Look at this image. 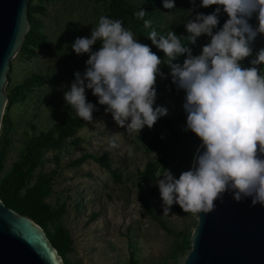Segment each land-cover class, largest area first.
Returning <instances> with one entry per match:
<instances>
[{
	"label": "rangeland",
	"instance_id": "374dc122",
	"mask_svg": "<svg viewBox=\"0 0 264 264\" xmlns=\"http://www.w3.org/2000/svg\"><path fill=\"white\" fill-rule=\"evenodd\" d=\"M126 2L154 9L165 35L169 30L186 29L187 20L200 13L208 15L213 6L218 7L213 5L202 12L198 6L201 0H174L171 10L163 7V0H155V4L147 0ZM26 16L29 26L33 24L25 34L30 39L10 60L4 86L2 117L7 119V129L2 133L0 123L1 202L21 215L16 207H21L39 185L47 186L48 193L41 202L30 205L21 216L39 226L48 240L52 238L49 242L63 264H181L187 250L180 248L183 243L190 247L196 216L175 204L169 215H163L157 179L163 169L171 170L177 178L188 170L200 141L195 136L187 156L165 159L156 140L184 127L185 93L176 89L167 76L168 67L161 65L167 78L157 77L154 107L163 106L168 113L151 129L144 127L138 135L127 131V126H117L111 114L105 113L106 106L98 105L92 123L82 121L69 135L59 137L55 127L64 115H75L64 93L74 73L84 72L88 59L87 54H75L71 45L76 38H90L101 16L117 19L111 0H29ZM227 19L221 11L219 29ZM120 21L142 43L144 37L126 20ZM249 23L255 27V17ZM209 42L207 36L199 37L191 45L192 54L199 55ZM100 47L97 41L92 50ZM261 48L264 36H257L253 56L242 61L243 66H250L249 61ZM85 94L97 103L91 90ZM41 135H50L57 145L39 150L31 170L10 184L4 183L21 162L27 142ZM113 138L116 148L109 144ZM129 146L132 155L128 154ZM46 212L57 216L48 218ZM60 237L66 246L63 254L54 244Z\"/></svg>",
	"mask_w": 264,
	"mask_h": 264
},
{
	"label": "clouds",
	"instance_id": "9594fccd",
	"mask_svg": "<svg viewBox=\"0 0 264 264\" xmlns=\"http://www.w3.org/2000/svg\"><path fill=\"white\" fill-rule=\"evenodd\" d=\"M213 5L218 7L211 14L200 13L187 20V36L151 31L148 39L166 60L140 43L122 21L107 16L99 18L90 38H76L71 45L75 54H87L88 59L84 72L74 73L64 100L87 123H92L97 110L87 101L86 90H91L117 126H127V131L137 135L144 127L151 129L168 113L163 106L154 107L157 77L167 78L161 65L168 67L167 76L176 89L185 93L184 130L193 133L200 144L188 170L177 178L163 169L162 178L157 179L163 215H169L174 204L184 213H211L225 193L236 203L250 200V206L264 208V48L255 53L250 66L242 64L253 56L257 36H264V0L200 3L203 8ZM174 6V0H163L165 9ZM221 11L228 19L214 32ZM136 15L143 19L146 13L139 10ZM253 17L255 27L249 23ZM151 23L145 20V28ZM202 35L210 42L199 55H193L190 45ZM183 39L187 45L181 43ZM97 41L101 47L93 51ZM182 56V64L177 63ZM109 144L118 147L114 138ZM128 154H133L131 146Z\"/></svg>",
	"mask_w": 264,
	"mask_h": 264
},
{
	"label": "water",
	"instance_id": "95a60500",
	"mask_svg": "<svg viewBox=\"0 0 264 264\" xmlns=\"http://www.w3.org/2000/svg\"><path fill=\"white\" fill-rule=\"evenodd\" d=\"M29 0H0V123L10 60L29 28ZM215 210L195 214L190 248L181 264H264V208L225 193ZM0 264H63L43 230L0 200Z\"/></svg>",
	"mask_w": 264,
	"mask_h": 264
},
{
	"label": "trees",
	"instance_id": "16d2710c",
	"mask_svg": "<svg viewBox=\"0 0 264 264\" xmlns=\"http://www.w3.org/2000/svg\"><path fill=\"white\" fill-rule=\"evenodd\" d=\"M149 2H152L155 4V0H147ZM111 6H112V12L113 15L116 17L117 20H126L136 31H138L143 37L142 43L147 44L153 52H155L158 56L163 58V53L160 52L158 49H156L152 44L151 41L148 39L151 31L155 30L158 35H165L164 28L161 27L159 24V20L157 19L156 12L151 7H142L137 5H131L130 3H127L126 0H111ZM199 8L202 10V12H206V8L200 7V2H198ZM216 9L215 6L211 8L210 14L214 12ZM139 10L145 11L146 15L143 19L139 18L136 14ZM29 12V11H28ZM150 20L151 27L145 28L144 21ZM33 24L30 22L29 30L32 28ZM219 30V24L215 31ZM177 36L184 37L187 36L186 29L178 28L173 31ZM209 38V37H208ZM30 39V36L27 34L24 38L23 45H26L28 40ZM210 39V38H209ZM182 44L187 45L188 40L183 39L181 41ZM191 47V45H190ZM185 57H180L178 60L183 61ZM9 99V98H8ZM87 101L95 105V107H98V103L92 102L88 97ZM83 120H81L76 114L75 115H64L62 122L60 125H57L55 127V130L57 131V135L59 137L61 136H67L69 135L73 128L80 124ZM1 131L4 133L7 129V119L5 117H2L1 119ZM186 127V121L184 123V127L175 133L169 134L167 137L162 139H157V147L162 150V157L165 159H169L171 157H177V156H187L188 153V146L193 143L195 140V135L191 133L190 131H185ZM57 140H54L50 137V135H41L38 137H34L30 139L26 146L25 150L23 152L21 162L12 169L7 176L3 179V182L6 184H10L17 176L23 175L25 172L31 170L39 155V150L47 148L49 146H56ZM0 150H1V142H0ZM48 193V187L45 185H39L37 188L34 189L33 193L30 195L27 201H25L21 207H16L18 212L22 215H24V212L27 210V208L34 204V203H40L41 200L47 195ZM12 205V204H11ZM12 207V206H11ZM45 216L48 218H55L57 216V213L54 212H46ZM42 222V220H41ZM52 243V238L49 239ZM54 240V239H53ZM54 244L56 245V248L58 249L59 254H63L66 252V246L65 241L60 237L58 240H54ZM190 247L187 246L186 243H183L180 251L183 250H189Z\"/></svg>",
	"mask_w": 264,
	"mask_h": 264
}]
</instances>
